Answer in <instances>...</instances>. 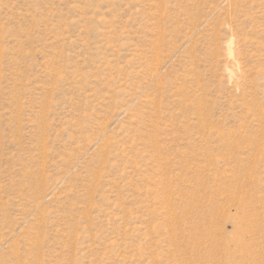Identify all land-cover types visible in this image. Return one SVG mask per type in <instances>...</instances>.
Masks as SVG:
<instances>
[{"label":"rangeland","instance_id":"1","mask_svg":"<svg viewBox=\"0 0 264 264\" xmlns=\"http://www.w3.org/2000/svg\"><path fill=\"white\" fill-rule=\"evenodd\" d=\"M0 264H264V0H0Z\"/></svg>","mask_w":264,"mask_h":264}]
</instances>
